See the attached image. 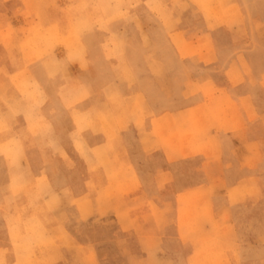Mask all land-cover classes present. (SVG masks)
Wrapping results in <instances>:
<instances>
[{
    "label": "crops",
    "instance_id": "1",
    "mask_svg": "<svg viewBox=\"0 0 264 264\" xmlns=\"http://www.w3.org/2000/svg\"><path fill=\"white\" fill-rule=\"evenodd\" d=\"M83 1L0 0V195L12 182H40L57 195L0 197L12 218L41 225L24 232L39 239L24 244L20 259L0 222L3 264H77L81 249L113 264V252L122 256L128 245L123 229L103 228L105 238H96L77 221L119 217L106 206L84 215L81 203L135 205L138 220H153L157 207L175 210L191 190L228 186L235 195L256 185L257 155L264 156V1H227L238 26L227 18L212 25L189 0ZM83 3L86 16L69 18L70 6ZM28 4L40 18L18 16ZM33 25L74 46H15L32 40ZM193 45L198 54H190ZM240 58L249 60L247 70ZM224 102L231 112L218 113ZM188 128L195 134L176 142L175 132ZM113 186L119 197H96ZM218 196L215 215L224 222L236 198ZM230 250L221 251L223 261L235 264Z\"/></svg>",
    "mask_w": 264,
    "mask_h": 264
},
{
    "label": "rangeland",
    "instance_id": "2",
    "mask_svg": "<svg viewBox=\"0 0 264 264\" xmlns=\"http://www.w3.org/2000/svg\"><path fill=\"white\" fill-rule=\"evenodd\" d=\"M22 1V0H21ZM35 1V0H23ZM48 3H52L55 0H47ZM72 3L73 0H67ZM117 2L118 0H113ZM156 3V0H154ZM177 4L183 2V0H174ZM197 7L201 9L205 17L212 22V25L222 23L224 18H227L232 25H240L241 20L237 17V10L226 4L231 0H189ZM234 1V0H233ZM244 1H259V0H244ZM264 1V0H261ZM81 2H84L81 0ZM72 5L69 8V18H76V16H86V5L83 3L75 9H72ZM18 16H24L26 19L31 17L40 18L41 11L33 4H28L26 11H19ZM213 26V27H214ZM72 29V28H71ZM27 30V29H26ZM74 31V29H72ZM29 32L32 33V40L26 41L25 39L16 41L15 46H31L39 48L41 44H47L46 48L53 44L64 46V48L70 49L74 46L72 41L56 40L55 33H50L49 36H44L46 32L40 34L39 27L34 25L28 27ZM72 31V32H73ZM25 29L21 28V35L23 36ZM11 33V32H10ZM47 37V38H46ZM54 37V38H53ZM41 39V40H40ZM48 39V40H47ZM41 41V42H40ZM43 42V43H42ZM17 47V48H18ZM50 47V48H52ZM45 48V49H46ZM49 49V48H48ZM34 50V49H33ZM190 54H198L197 48L189 47ZM258 58L257 60H259ZM193 61L196 58L192 59ZM215 63V59H212ZM236 64V63H235ZM245 70L248 69L249 60L247 58H240L237 63ZM215 90L209 91L212 95ZM223 109L218 113L231 112L229 106L224 102ZM215 111V110H214ZM195 134V130L188 128L186 130H179L175 132L176 142H186ZM255 167L256 185L249 190L238 192V194L232 193V190L228 186H211L207 190H191L186 195L178 196L176 200V208L174 210L173 205H166L165 209H159L157 207L156 216L157 219H141L136 218L135 205H120L118 204H87L81 203L78 205L81 212L87 215L88 212L94 215H101L104 207L115 212L118 220H104V219H91V220H79L78 226L90 227L95 230L96 238H105L102 235L103 228H109V230L120 231L126 233L128 237V245L125 246L123 255H119V250L116 254L113 252V264H226L224 260L225 256H222L223 250L231 249L234 253L235 264H264V156L263 154L257 155ZM12 186L4 185L0 197H57L53 193L52 189L48 187V192L40 185V182L36 186L31 188L25 187L23 184L20 186L15 185L12 182ZM181 186H177V189ZM119 187H111L104 193H97L96 197H119ZM221 190L224 193H228L231 198V204L227 210V217L224 222L216 219V208L218 192ZM93 196V194H91ZM60 197H68L61 195ZM207 197V201L203 202ZM68 206V205H67ZM3 208L2 217L0 222H3L7 229L10 231V239L16 247V251L19 254L20 259L26 258V246L24 244L30 243L29 239H39V236L26 237V232H34L40 227L39 221H21L20 219L12 218L10 216L11 205H0ZM255 213L254 219L248 220V216L251 213ZM236 213V218H234ZM252 213V214H253ZM110 215V214H109ZM167 215L171 218H167ZM243 217V218H242ZM239 218V219H238ZM64 226L71 227L70 220H63ZM222 227H228V230L219 232ZM231 228H235V234L230 231ZM152 231L156 236L150 237ZM25 232V233H24ZM24 233V234H23ZM136 242L140 243V248L136 249ZM23 245V246H21ZM234 246V247H233ZM70 251L71 245L67 247ZM75 251L76 249L73 248ZM79 252V260L77 264H102L99 254L95 256L92 252H86L83 249L76 250ZM224 257V258H223ZM3 254L0 253V264H3ZM228 264V262H227Z\"/></svg>",
    "mask_w": 264,
    "mask_h": 264
}]
</instances>
